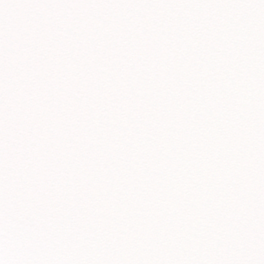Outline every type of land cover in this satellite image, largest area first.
<instances>
[{
    "label": "snow or ice",
    "instance_id": "1",
    "mask_svg": "<svg viewBox=\"0 0 264 264\" xmlns=\"http://www.w3.org/2000/svg\"><path fill=\"white\" fill-rule=\"evenodd\" d=\"M0 264H264V0H0Z\"/></svg>",
    "mask_w": 264,
    "mask_h": 264
}]
</instances>
